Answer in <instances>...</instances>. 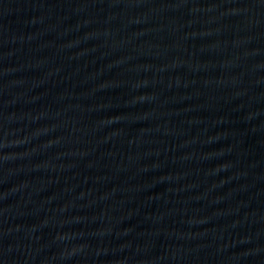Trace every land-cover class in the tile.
I'll return each mask as SVG.
<instances>
[{
	"label": "water",
	"instance_id": "1",
	"mask_svg": "<svg viewBox=\"0 0 264 264\" xmlns=\"http://www.w3.org/2000/svg\"><path fill=\"white\" fill-rule=\"evenodd\" d=\"M0 264H264V0H0Z\"/></svg>",
	"mask_w": 264,
	"mask_h": 264
}]
</instances>
